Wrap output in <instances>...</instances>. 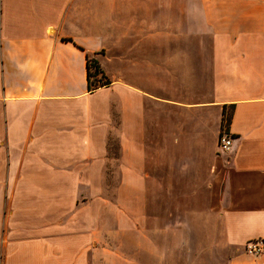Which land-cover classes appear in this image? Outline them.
<instances>
[{"label":"crops","instance_id":"0c3cea01","mask_svg":"<svg viewBox=\"0 0 264 264\" xmlns=\"http://www.w3.org/2000/svg\"><path fill=\"white\" fill-rule=\"evenodd\" d=\"M143 1L0 0V264H95L109 236L147 226L151 194L167 189L213 196L227 264H264V250L246 251L264 242V0H204L219 13L212 92L187 102L141 89L123 64L142 14L178 0ZM88 56L109 81L94 91Z\"/></svg>","mask_w":264,"mask_h":264},{"label":"rangeland","instance_id":"374dc122","mask_svg":"<svg viewBox=\"0 0 264 264\" xmlns=\"http://www.w3.org/2000/svg\"><path fill=\"white\" fill-rule=\"evenodd\" d=\"M173 4L169 0L168 6L174 9L162 5L154 13L151 4L148 19L142 14L140 48L126 52L123 64L134 73L138 87L165 100H208L213 84V28L219 24L217 4L204 0ZM145 5L142 0V8ZM159 41L166 42L169 50L158 57ZM115 146L117 142H110L113 158ZM117 170L114 163L106 178L112 201L119 182ZM161 191L157 198L150 196L147 226L109 236L110 241L100 246L95 264H227L233 249L224 240L213 196L203 202L194 192L178 195L170 189ZM155 204L161 208L156 216Z\"/></svg>","mask_w":264,"mask_h":264},{"label":"trees","instance_id":"16d2710c","mask_svg":"<svg viewBox=\"0 0 264 264\" xmlns=\"http://www.w3.org/2000/svg\"><path fill=\"white\" fill-rule=\"evenodd\" d=\"M87 62V79H88V90L94 91L109 84L108 79L106 78L104 72L101 69L99 62L94 59L90 58L89 56ZM117 147H114V154L117 155L116 152Z\"/></svg>","mask_w":264,"mask_h":264},{"label":"built area","instance_id":"2783aa9c","mask_svg":"<svg viewBox=\"0 0 264 264\" xmlns=\"http://www.w3.org/2000/svg\"><path fill=\"white\" fill-rule=\"evenodd\" d=\"M233 147V139L228 133L222 132L218 140V148L222 153H228ZM264 250V242L261 240L249 243L246 246V251L255 256L259 255Z\"/></svg>","mask_w":264,"mask_h":264}]
</instances>
